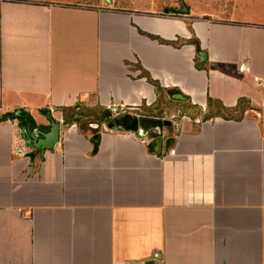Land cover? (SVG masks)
Segmentation results:
<instances>
[{"label":"crops","instance_id":"0c3cea01","mask_svg":"<svg viewBox=\"0 0 264 264\" xmlns=\"http://www.w3.org/2000/svg\"><path fill=\"white\" fill-rule=\"evenodd\" d=\"M87 1L0 0V264H264V21ZM143 71L200 110L159 153L105 126L156 111Z\"/></svg>","mask_w":264,"mask_h":264},{"label":"rangeland","instance_id":"374dc122","mask_svg":"<svg viewBox=\"0 0 264 264\" xmlns=\"http://www.w3.org/2000/svg\"><path fill=\"white\" fill-rule=\"evenodd\" d=\"M81 1V0H80ZM83 1V0H82ZM88 0L86 3L97 4L103 7L113 6L115 8H136L139 11L152 12L159 15L184 16L188 18L213 20H233V21H264V0ZM188 6L189 14H173L172 9L176 7ZM166 10V11H165ZM164 11L166 14H164ZM153 107L156 111L152 113L159 114L163 119H178L182 113L189 117L199 115L200 110L193 106L189 109L184 107V104L168 99L163 91L159 94L158 100ZM146 110L140 111V113ZM97 114V113H96ZM96 114H87L81 119V122L86 125L89 122H96L99 119Z\"/></svg>","mask_w":264,"mask_h":264},{"label":"water","instance_id":"95a60500","mask_svg":"<svg viewBox=\"0 0 264 264\" xmlns=\"http://www.w3.org/2000/svg\"><path fill=\"white\" fill-rule=\"evenodd\" d=\"M109 2V0H106ZM190 8L188 6L176 7L172 9L173 14H189ZM201 59L206 58V52L200 51ZM172 98L185 100V96L181 93L172 94ZM171 121L162 119L160 117L149 116H133L131 114L123 113L113 118L108 117L105 123L106 128H120L122 130L138 131L144 134L147 129H157L158 133L163 126H168ZM27 132V131H26ZM60 125L59 122L51 120L49 130L42 132L38 129H33L32 132L24 133L26 141L29 145L40 149H51L59 141ZM156 153L160 152L162 137L158 135L154 140Z\"/></svg>","mask_w":264,"mask_h":264},{"label":"trees","instance_id":"16d2710c","mask_svg":"<svg viewBox=\"0 0 264 264\" xmlns=\"http://www.w3.org/2000/svg\"><path fill=\"white\" fill-rule=\"evenodd\" d=\"M197 49H199V46L197 45L196 46ZM143 75L146 77V79L149 81V83H151L152 85L155 86V89L158 93V95L163 91L162 88L159 86L158 82H155L151 79V77L143 71ZM221 104L216 102V101H213L210 97L208 98V110L210 111V113H218L219 111H221ZM142 110H146L142 113H139L140 116H149V117H160L159 114H153L151 113V108L147 107V106H144V109ZM105 114L108 115L109 114V111H105ZM5 116L9 117V118H13L14 115L13 113H8L6 114ZM24 116V114H21L19 115V119L21 120L22 117ZM209 115H205L204 117H208ZM161 118V117H160ZM3 118H0V121L2 120Z\"/></svg>","mask_w":264,"mask_h":264},{"label":"flooded vegetation","instance_id":"af4514ba","mask_svg":"<svg viewBox=\"0 0 264 264\" xmlns=\"http://www.w3.org/2000/svg\"><path fill=\"white\" fill-rule=\"evenodd\" d=\"M151 129H153V128H151ZM151 129L148 128L147 131H145L143 135H145L146 133H147V134L149 133L148 135H150V136L153 135V133L150 131ZM149 131H150V132H149ZM157 133H158V132H157ZM161 133H162V131H160L158 134H155L156 137H157L158 135H160ZM156 137H155V138H156ZM155 138H154V139H155Z\"/></svg>","mask_w":264,"mask_h":264},{"label":"built area","instance_id":"2783aa9c","mask_svg":"<svg viewBox=\"0 0 264 264\" xmlns=\"http://www.w3.org/2000/svg\"><path fill=\"white\" fill-rule=\"evenodd\" d=\"M171 152H174V150H171Z\"/></svg>","mask_w":264,"mask_h":264}]
</instances>
